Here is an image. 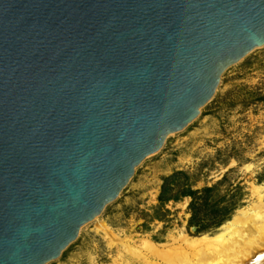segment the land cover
Instances as JSON below:
<instances>
[{
    "label": "water",
    "instance_id": "water-1",
    "mask_svg": "<svg viewBox=\"0 0 264 264\" xmlns=\"http://www.w3.org/2000/svg\"><path fill=\"white\" fill-rule=\"evenodd\" d=\"M264 47V0H0V264H48Z\"/></svg>",
    "mask_w": 264,
    "mask_h": 264
},
{
    "label": "rangeland",
    "instance_id": "rangeland-1",
    "mask_svg": "<svg viewBox=\"0 0 264 264\" xmlns=\"http://www.w3.org/2000/svg\"><path fill=\"white\" fill-rule=\"evenodd\" d=\"M257 187L264 195V47L223 72L200 115L168 136L117 199L48 264H178L191 253L180 248V231L211 235L223 225L201 233L191 228V198L183 190L212 188L209 201L232 209L233 217L257 201Z\"/></svg>",
    "mask_w": 264,
    "mask_h": 264
},
{
    "label": "bare ground",
    "instance_id": "bare-ground-1",
    "mask_svg": "<svg viewBox=\"0 0 264 264\" xmlns=\"http://www.w3.org/2000/svg\"><path fill=\"white\" fill-rule=\"evenodd\" d=\"M256 189L257 201L238 211L215 233L191 237L180 231V248L191 253L183 254L178 264H264V195L260 187ZM148 249L165 256L158 249Z\"/></svg>",
    "mask_w": 264,
    "mask_h": 264
},
{
    "label": "trees",
    "instance_id": "trees-1",
    "mask_svg": "<svg viewBox=\"0 0 264 264\" xmlns=\"http://www.w3.org/2000/svg\"><path fill=\"white\" fill-rule=\"evenodd\" d=\"M169 181V178L164 180ZM212 188H206L201 191L183 190L181 196L191 198L189 209L191 212V228L195 227L197 233L205 232L211 229H217L232 217V209L223 208L218 204L209 201V195ZM175 198H170L173 200ZM160 200H162L160 198Z\"/></svg>",
    "mask_w": 264,
    "mask_h": 264
}]
</instances>
